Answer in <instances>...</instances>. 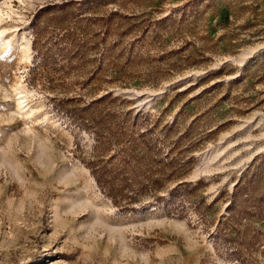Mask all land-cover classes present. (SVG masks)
Instances as JSON below:
<instances>
[{
	"label": "rangeland",
	"instance_id": "rangeland-1",
	"mask_svg": "<svg viewBox=\"0 0 264 264\" xmlns=\"http://www.w3.org/2000/svg\"><path fill=\"white\" fill-rule=\"evenodd\" d=\"M0 264H264V0H0Z\"/></svg>",
	"mask_w": 264,
	"mask_h": 264
},
{
	"label": "trees",
	"instance_id": "trees-1",
	"mask_svg": "<svg viewBox=\"0 0 264 264\" xmlns=\"http://www.w3.org/2000/svg\"><path fill=\"white\" fill-rule=\"evenodd\" d=\"M240 182H242V181H240ZM240 182L238 183V185H236L235 188H240V187H242V184H243V183H240Z\"/></svg>",
	"mask_w": 264,
	"mask_h": 264
},
{
	"label": "bare ground",
	"instance_id": "bare-ground-1",
	"mask_svg": "<svg viewBox=\"0 0 264 264\" xmlns=\"http://www.w3.org/2000/svg\"><path fill=\"white\" fill-rule=\"evenodd\" d=\"M25 45L27 46L28 44L27 43H25ZM20 95V94H19ZM18 97V96H17Z\"/></svg>",
	"mask_w": 264,
	"mask_h": 264
}]
</instances>
